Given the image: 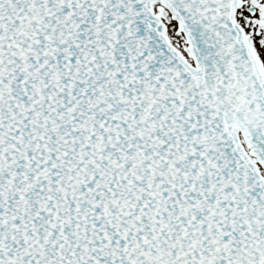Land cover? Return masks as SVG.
I'll use <instances>...</instances> for the list:
<instances>
[{"label": "snow or ice", "instance_id": "obj_1", "mask_svg": "<svg viewBox=\"0 0 264 264\" xmlns=\"http://www.w3.org/2000/svg\"><path fill=\"white\" fill-rule=\"evenodd\" d=\"M0 264H264V0H0Z\"/></svg>", "mask_w": 264, "mask_h": 264}]
</instances>
